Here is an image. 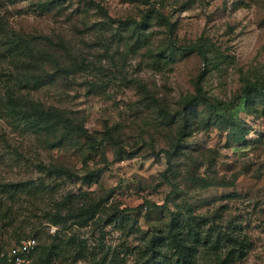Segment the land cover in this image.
I'll return each instance as SVG.
<instances>
[{"label": "rangeland", "instance_id": "374dc122", "mask_svg": "<svg viewBox=\"0 0 264 264\" xmlns=\"http://www.w3.org/2000/svg\"><path fill=\"white\" fill-rule=\"evenodd\" d=\"M36 1L0 0V12L16 31L48 35L54 42L58 37L70 41L73 51L97 62L104 73L109 70L114 79L103 88L99 83L101 73L87 70L67 82L59 79L53 86L29 88L25 93L44 106L69 111L75 122L82 121L88 133L96 137L112 128L113 135L135 154L131 159L116 161L113 148L108 145L103 155L91 152L86 158L82 139V149L81 145L72 144L50 148L48 142H56L58 134H34L6 115L2 108L5 82L0 77V191H5L2 201L15 213V221L1 222L0 245H13V233L17 231L20 239L33 237L39 242L48 238L56 244L69 243L71 257L66 262L55 259L54 264H87L94 255L102 253L98 245L102 237V246L125 260L121 264H132L146 234L152 232L157 221H168L166 213L152 212L147 219L146 205L140 211L123 215V221L98 215L85 227L70 220L63 226L52 225L45 215L54 212L58 202L66 205L68 195L77 197L84 193L87 201L107 198V208H135L145 201L162 205L170 191L159 180L166 161L162 154L157 158L152 151L167 149L172 135L163 113L172 115L180 99L194 93V80L204 69L208 70L202 82L204 90L222 101L240 91L247 79L264 83V0H151L149 4L141 0H92L115 20L138 21L148 8L154 7L174 23V36L179 43L199 37L207 40L211 51L219 53L211 64L196 53L158 55L168 41L165 26L153 17L148 42L134 49L125 32L121 37L114 30L97 32L95 25L102 19L94 7L83 14V4L72 0L41 11ZM196 111L198 119L205 117L202 105ZM222 114L225 119L236 118L246 128L245 141L234 139L229 127L205 128L196 119L198 130L183 142L193 155L216 149L217 178L230 185L200 189L180 177L187 195L177 202H187L195 214L213 215L217 211L219 225L230 223L246 237L247 254L235 264H264V112L261 104L247 108L241 100ZM180 161L187 164L183 157ZM59 166L71 168L78 177L92 170L101 172L84 184L79 178L70 180L48 173ZM204 171L205 166L198 174L202 176ZM12 193L14 197L10 198ZM169 207L175 210L171 204ZM81 239L86 240L82 248L85 258L75 261L73 253Z\"/></svg>", "mask_w": 264, "mask_h": 264}, {"label": "trees", "instance_id": "16d2710c", "mask_svg": "<svg viewBox=\"0 0 264 264\" xmlns=\"http://www.w3.org/2000/svg\"><path fill=\"white\" fill-rule=\"evenodd\" d=\"M23 1V0H20ZM65 1L72 0H37L35 5L41 11H49L60 6ZM83 4V14H87V8L94 7L98 10L101 21L95 25L97 32L116 31L115 35L122 36L125 32L132 41L133 48L141 47L148 42L151 18H155L165 26L167 45L161 49L158 55H172L174 53H196L206 64L213 63L219 53L211 51L210 45L203 37L188 43H179L174 36V23L170 22L164 15L160 14L154 7L148 8L139 18L115 20L112 19L107 10L92 0H77ZM144 4L151 3V0H141ZM154 14V15H153ZM86 26V25H85ZM87 28V27H86ZM115 28V29H114ZM70 41L58 37L54 42L48 35H31L21 33L8 26L5 17L0 12V77L4 78V94L2 108L6 115L15 118L26 129L34 134L52 136L59 135L56 142H48L50 148L59 147L63 144L81 145L79 139L84 142L86 158L91 152L104 154L105 147L111 146L116 161L131 159L134 151L126 148L123 140L113 135L112 128L105 130L100 137L88 133L82 121L75 122L72 113L63 111L56 107H47L38 101H34L25 92L29 88L50 87L56 84L59 79L66 82L76 73H86L93 70L98 74L100 86L106 88L114 79V75L108 70H103L95 61H88L87 55L73 51ZM49 65V68H48ZM208 70H202L194 80V93L180 99L178 109L172 114L163 113L166 126H171L172 135L168 142L167 149H153V155L160 157L162 154L166 161L165 170L160 173V182L166 183L170 191L165 197L162 205L145 201L135 208H122L111 206L107 208L105 199H91L87 201V193L77 197L68 195L69 202L56 203L54 212H47L49 222L52 225L63 226L65 221H73L78 227H85L94 222L98 215H105L109 218H118L123 221L127 213L140 211L144 206H149L145 218L149 219L152 212L157 214L166 213L168 221L153 226L152 232L147 233L143 238V247L137 249L132 264H235L245 258L249 248L246 237L232 227L230 223L225 226L219 225L218 212L213 215L195 214L190 204L177 200L187 195V190L182 188L178 178L190 182L196 188H208L210 186H228L216 175L215 163L218 152L216 149H207L197 154L188 153V147L183 142L197 131L196 119L198 111L196 107L202 105L205 117L199 118L200 124L205 128L216 126L223 130L229 127L232 129L234 139L245 141L246 128L242 127L236 118L225 119L222 112L234 107L237 102L244 100L247 108H253L258 103L262 105L264 112V83L255 79L245 80L243 87L226 101L210 97L202 86L203 79ZM178 116V119H176ZM170 129V130H171ZM184 158L187 164H181L180 159ZM104 162L107 163L106 159ZM205 166L204 174L199 175L200 168ZM184 167V171L181 168ZM101 169L88 171L78 177L71 168L59 166L51 168L48 173L55 176H64L66 179L79 178L82 183H89L98 176ZM207 174V176H205ZM183 175V177H182ZM3 191H0V232L3 221H15L13 208L5 205L2 201ZM11 194L10 198H13ZM70 204V205H69ZM175 210H172L169 205ZM76 205V206H74ZM20 230V229H19ZM15 243H18L21 235L15 231ZM33 238V237H31ZM48 241V238L40 239L37 242L30 264H54L55 259H64L65 262L71 256L68 254V245ZM78 249L73 253L75 261L85 258L83 247L86 240L81 239ZM98 245L102 253L94 255L87 264H121L125 261L119 258L116 251L109 253L102 245V237ZM8 248L0 245V252ZM95 249V247H93Z\"/></svg>", "mask_w": 264, "mask_h": 264}, {"label": "built area", "instance_id": "2783aa9c", "mask_svg": "<svg viewBox=\"0 0 264 264\" xmlns=\"http://www.w3.org/2000/svg\"><path fill=\"white\" fill-rule=\"evenodd\" d=\"M37 241L34 238L22 239L0 252V264H30Z\"/></svg>", "mask_w": 264, "mask_h": 264}]
</instances>
